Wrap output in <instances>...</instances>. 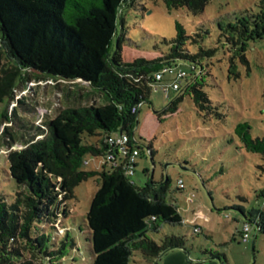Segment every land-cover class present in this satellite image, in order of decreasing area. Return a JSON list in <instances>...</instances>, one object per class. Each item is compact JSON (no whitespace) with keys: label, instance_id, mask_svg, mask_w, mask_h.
<instances>
[{"label":"trees","instance_id":"trees-1","mask_svg":"<svg viewBox=\"0 0 264 264\" xmlns=\"http://www.w3.org/2000/svg\"><path fill=\"white\" fill-rule=\"evenodd\" d=\"M153 1H162L168 11L183 8L198 15L211 0ZM133 2L0 0V40L5 46V52L0 51V148H7V174L17 184L10 203L0 194V264H63L66 248L78 249L60 217L68 213L66 202L73 198L74 188L94 177L99 186L86 213L91 264H128L134 251L152 262L166 251L184 247L182 237L166 236L158 244L148 236L163 223L183 224L178 208L166 201L168 179L137 187L124 176L123 163L115 167L104 164L101 172L83 169L84 157L103 156L105 138L116 132L127 133L131 145L139 150L133 131L138 107L148 103L153 93V73L165 65H176L172 64L175 61L197 64L191 65L192 75L199 70L202 55L180 48L179 41L189 36L178 23L177 36L169 42L164 57L122 63V8ZM257 8L256 13L237 18L225 28L220 26L226 46L243 63L247 43L264 38V30L257 32L258 25L264 27V0H257ZM115 39L117 47L111 52ZM4 54L11 62H3ZM204 54L210 56L212 51ZM230 62L234 64L232 59ZM40 79L79 81L102 95L103 104L58 106L53 117L44 114L36 123L37 106L17 92L29 90V84ZM188 79L187 74L184 92L198 111L213 109L197 82L191 85ZM180 99L181 95L174 98L161 113L174 111ZM100 134L103 136L95 144L83 142L84 135ZM235 134L246 151L264 160V137L252 138L247 122L238 124ZM18 144L21 148L16 149ZM258 197L263 201L264 189ZM45 226L59 239L40 232ZM261 228L263 231L264 221Z\"/></svg>","mask_w":264,"mask_h":264},{"label":"rangeland","instance_id":"rangeland-1","mask_svg":"<svg viewBox=\"0 0 264 264\" xmlns=\"http://www.w3.org/2000/svg\"><path fill=\"white\" fill-rule=\"evenodd\" d=\"M257 10V0H211L198 15L183 8L168 11L162 1L153 0H134L132 6L122 8V63L152 62L164 57L169 53V42L177 36L178 23L189 36L179 41V46L183 45L180 48L202 56L199 70L193 75L191 65L197 64H172L187 72L189 84L197 82L213 108L198 111L191 96L184 92L185 81L179 92L170 91L166 96L159 88L151 93L148 103L138 107L133 137L139 155L131 180L143 187L168 179L166 201L178 208L184 220L183 224L163 223L148 236L158 244L166 236L182 237L184 247L166 251L152 262L134 251L128 264H264V217H260L264 209L262 197H258L264 189V160L246 151L235 134L236 126L247 122L252 138L264 137V38L247 43L243 63L226 46L225 32L220 28ZM262 30L264 27L258 25L257 32ZM116 47L117 39L112 42L111 52ZM0 51L5 52L1 40ZM208 51H212L210 56L204 54ZM3 62H11L8 54H4ZM38 81H32L23 95L37 106L38 114L53 117L58 106L103 104L102 95L79 81ZM179 95L176 109L161 113ZM102 136L84 135L83 142L95 144ZM6 153L7 148L2 146L0 194L10 203L17 184L7 174ZM84 161V170H103L101 156L86 155ZM179 180L183 182L182 190L177 188ZM98 186V177L83 181L66 202L68 213L61 215V226L67 227L78 250L67 247L63 264H91L86 213ZM244 223L251 227L246 241L242 240ZM194 225L199 229L197 233L193 232ZM40 232L59 239L47 226Z\"/></svg>","mask_w":264,"mask_h":264},{"label":"built area","instance_id":"built-area-1","mask_svg":"<svg viewBox=\"0 0 264 264\" xmlns=\"http://www.w3.org/2000/svg\"><path fill=\"white\" fill-rule=\"evenodd\" d=\"M186 78L187 72L178 65H165L160 70L152 74V79L156 81V84L152 85V91L157 92L159 88H161L167 96L170 91L177 92ZM47 82L52 83L51 81ZM28 91L29 90L19 92L18 97L25 95ZM135 112L136 108L133 107L131 109V113L134 114ZM42 115L44 114H39V119L36 123L40 122V117ZM104 144L106 146V152L103 156H101L102 165L107 164L115 167L119 163H123L124 176L130 183H134L131 178L135 173L136 159L139 155V151L131 145L130 138L127 133L119 131L108 135L104 140ZM177 188L184 189L183 182L181 180L177 182ZM262 208L264 209V199L262 201ZM183 222L184 220L182 223ZM250 229L251 227L247 223L243 225V241L247 240ZM193 232H198V228H193Z\"/></svg>","mask_w":264,"mask_h":264},{"label":"crops","instance_id":"crops-1","mask_svg":"<svg viewBox=\"0 0 264 264\" xmlns=\"http://www.w3.org/2000/svg\"><path fill=\"white\" fill-rule=\"evenodd\" d=\"M67 98V97H66Z\"/></svg>","mask_w":264,"mask_h":264}]
</instances>
